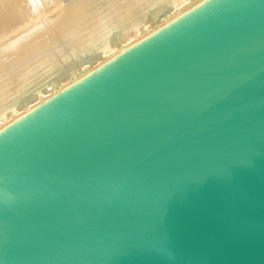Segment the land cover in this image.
Segmentation results:
<instances>
[{
  "label": "water",
  "instance_id": "obj_1",
  "mask_svg": "<svg viewBox=\"0 0 264 264\" xmlns=\"http://www.w3.org/2000/svg\"><path fill=\"white\" fill-rule=\"evenodd\" d=\"M0 264H264V0H200L2 128Z\"/></svg>",
  "mask_w": 264,
  "mask_h": 264
},
{
  "label": "bare ground",
  "instance_id": "obj_2",
  "mask_svg": "<svg viewBox=\"0 0 264 264\" xmlns=\"http://www.w3.org/2000/svg\"><path fill=\"white\" fill-rule=\"evenodd\" d=\"M200 0H0V130Z\"/></svg>",
  "mask_w": 264,
  "mask_h": 264
}]
</instances>
